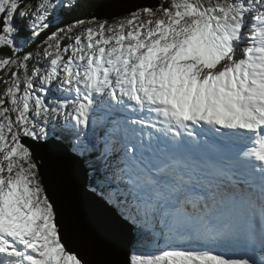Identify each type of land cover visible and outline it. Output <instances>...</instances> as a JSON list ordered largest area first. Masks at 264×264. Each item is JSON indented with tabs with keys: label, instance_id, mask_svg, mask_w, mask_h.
Wrapping results in <instances>:
<instances>
[{
	"label": "snow or ice",
	"instance_id": "obj_1",
	"mask_svg": "<svg viewBox=\"0 0 264 264\" xmlns=\"http://www.w3.org/2000/svg\"><path fill=\"white\" fill-rule=\"evenodd\" d=\"M79 7L0 0V264H264V0Z\"/></svg>",
	"mask_w": 264,
	"mask_h": 264
},
{
	"label": "water",
	"instance_id": "obj_2",
	"mask_svg": "<svg viewBox=\"0 0 264 264\" xmlns=\"http://www.w3.org/2000/svg\"><path fill=\"white\" fill-rule=\"evenodd\" d=\"M111 0H106L109 2ZM132 2L131 5H124L120 7H115L110 12H103L98 10L94 13L95 18H112L114 16L120 15L122 13H128L134 8H139L144 5H158L160 0H127ZM142 3H137V2ZM105 2V3H106ZM137 3V4H136ZM79 178L81 182H86V169L81 166L79 170ZM90 215L95 226L100 228L109 239H121L125 243L134 238V234L130 227H122L117 219V214L115 209H109L97 202H92L89 205ZM85 244L89 249V259L94 262V264H99V262H110V264H117V262L123 260V245L120 247H97L88 244L85 239Z\"/></svg>",
	"mask_w": 264,
	"mask_h": 264
},
{
	"label": "trees",
	"instance_id": "obj_3",
	"mask_svg": "<svg viewBox=\"0 0 264 264\" xmlns=\"http://www.w3.org/2000/svg\"><path fill=\"white\" fill-rule=\"evenodd\" d=\"M105 2L106 0H80L81 7L77 8L73 13H71L70 19H75V18L90 19L91 17H94L95 11ZM165 6H167V0H165ZM28 37H29V33L26 27L23 24H21V32L19 33L17 39L24 40V38L28 39ZM37 43H39V41H34V42L31 41V46L35 47ZM8 52L9 50L6 51V49H4L3 55H6Z\"/></svg>",
	"mask_w": 264,
	"mask_h": 264
},
{
	"label": "rangeland",
	"instance_id": "obj_4",
	"mask_svg": "<svg viewBox=\"0 0 264 264\" xmlns=\"http://www.w3.org/2000/svg\"><path fill=\"white\" fill-rule=\"evenodd\" d=\"M137 3H142V1L141 2H137ZM136 3V4H137ZM132 4V2H130V1H127V0H111V1H109V2H106V3H103L96 11H95V13L98 11V10H102L103 12H110L111 10H113L115 7H120V6H124V5H131ZM125 7V6H124ZM127 15V13H122V14H120V15H117V16H114V17H112V18H108V17H104V18H100V17H98L99 19H97V20H109V21H112V20H116V19H120V18H122V17H124V16H126ZM95 17V16H94ZM87 25H85V27H86ZM17 41H18V43L21 41V40H19V39H17ZM24 42H25V46H26V48H33V46H31V41L29 40V39H26V38H24ZM38 44V43H37ZM36 44V45H37ZM35 45V46H36ZM6 49V51H8V49L7 48H5ZM8 54V53H7ZM0 55H3V53H0ZM3 89V85L2 84H0V90H2ZM161 248L159 247V250H160ZM143 251H151V252H153V253H158L159 252V250H157V249H153V248H151V247H148V248H145V249H142Z\"/></svg>",
	"mask_w": 264,
	"mask_h": 264
}]
</instances>
